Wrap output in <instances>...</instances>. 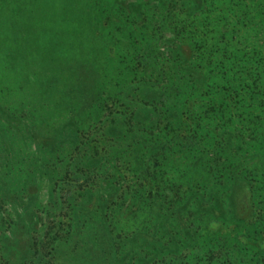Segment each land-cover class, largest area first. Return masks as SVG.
Masks as SVG:
<instances>
[{"label": "trees", "instance_id": "obj_1", "mask_svg": "<svg viewBox=\"0 0 264 264\" xmlns=\"http://www.w3.org/2000/svg\"><path fill=\"white\" fill-rule=\"evenodd\" d=\"M32 1L42 7L51 5L47 7L50 9L63 4L61 14L64 18L74 15L76 8H79L74 22L89 33L108 28L107 36L100 39L103 49L100 52L102 57L98 63L99 68L102 72L113 68V75L119 76V79L128 70L139 78L135 82L140 83L139 87H134L137 90V95H134L131 89L126 91L123 78L118 82V78L114 79L113 75L112 79L98 76L100 79H96V82L100 90L93 94L86 89L89 74L81 70L82 92L77 96L83 102L82 110L87 111V114L83 119L81 117L77 128L69 126L67 131H61V134L70 133L69 136L76 142L70 149L72 161L67 165L70 171L65 172L72 177L65 183L70 184L68 182L74 180L77 184L66 185L62 189L65 198L62 208L67 207L65 215L63 213L66 220L59 227L55 220H51V225L61 230L58 236L63 235L62 239L71 243L79 233L85 239V249L91 250L87 233L83 229L85 223L90 221L81 216L84 211L81 208H90L97 196L93 192L89 194L88 190H100L102 186L105 188L104 182L109 183L116 178V175L111 176L110 173L104 177L100 166H95L98 163L96 161L108 153V148L104 146L108 141L103 138L102 141L93 139V135L104 129L105 124L107 127L119 124L121 128L128 129L130 134L134 132L132 142L141 145L133 149L130 145L125 150L128 156L123 166L127 168L129 180L123 169H119L117 177L125 194L124 205L128 210L126 220H132L136 229L121 231L122 221L117 226L115 218L120 220L123 205L114 202L110 195L107 198L108 212L104 214L109 227L102 220L88 225L91 230L89 234L99 245V254L91 263L125 264L127 250L123 249H128L130 243L137 240L141 241L139 244L142 246L139 254L132 253V264L146 262L145 259L152 253V249L148 252L147 246L152 243V247L158 241L162 242L164 248L156 254V263L165 259L169 251L176 252V249H181L179 253L183 258L181 255L180 258L186 260L189 253L183 248L189 247L191 241L196 242L208 230L224 233L222 230L228 228L234 236H243L247 226L252 224L255 225L253 235L245 234L247 242L242 241L235 246L238 251H242V259L246 264H264V257L252 256L249 260L243 257L247 255L246 251L250 249L255 237L264 236V207L260 205L264 202V186L259 189L250 173L243 171L240 165H231L230 154H220L234 148L233 134L214 136L213 124L208 123L209 112L218 109L223 111L222 107L232 110L233 94L242 96L240 109L249 106L253 107L250 110H255L256 105L264 106V43L258 44L264 40V0H83L77 7H72L75 0ZM227 2L230 5L225 9ZM14 3V0H9L8 13L5 16L0 14V27L8 25L15 28L17 10ZM1 4L2 7L5 5L2 1ZM80 11L86 14V20L81 23ZM52 15L56 16L57 12ZM126 21H130L127 27L124 25ZM111 27H114L113 33L110 32ZM51 31L53 34L45 38V56H49L51 62L55 63L70 50L71 37L58 28ZM117 31L126 33L119 36ZM165 32L170 35L167 38L169 42L161 47L160 41L164 38L161 35ZM8 33L11 31L8 30ZM93 38L91 42L95 41ZM233 54V58H229ZM194 56L196 58L192 60ZM227 59L228 62L236 61L235 66L240 71L235 72V68L228 71ZM242 62L247 64V69ZM212 66L223 72L218 85L230 83L227 91L220 95H211L209 67ZM252 66H255L259 75L249 72ZM249 74L253 76L249 78ZM128 98L130 101L127 102ZM121 101L125 105L118 106L119 111H114L113 107ZM97 110L100 115H92ZM148 115L151 116L150 120ZM144 119L145 122H142ZM155 130H158L157 135L163 132L164 141L180 145V154L189 153L204 159L201 167L214 181L197 183L190 190L179 183L181 179H158L155 174H150L155 180L149 183V187L132 184V175L133 179L139 180L143 173L146 174L144 143L151 140ZM197 145L199 149L195 148ZM167 147L171 148L165 144L164 151ZM210 147H218L221 151ZM134 153L139 154L138 161L134 159ZM195 165L199 166V163ZM75 175L78 177L74 178ZM132 191L136 193L131 196ZM88 196L91 201H85ZM146 199L148 202H145ZM139 214L145 216V219L137 223L135 218ZM246 221L250 223L246 225ZM142 225L143 230L138 232L137 228ZM259 246L264 250V238ZM52 247V242L35 238L29 259H36L34 264H44L43 261L48 258L46 264H55ZM216 253L220 254L219 251ZM4 259L0 256V264H11ZM14 261L15 264L26 262L18 259Z\"/></svg>", "mask_w": 264, "mask_h": 264}, {"label": "rangeland", "instance_id": "obj_2", "mask_svg": "<svg viewBox=\"0 0 264 264\" xmlns=\"http://www.w3.org/2000/svg\"><path fill=\"white\" fill-rule=\"evenodd\" d=\"M1 1L5 4L3 7ZM81 1L83 0H75L72 7H77ZM14 2L17 10L14 18L15 28H10L8 25L0 27V256L11 264H15L14 260L17 259L26 261L25 264H34L36 259L32 261L29 259L32 253L31 244L35 238H39L52 242L55 264H93L92 259L99 254V245L89 234L91 230L88 225L102 220L109 227V221L104 214L108 212L107 198H110V195L114 202L123 205L120 220L115 218L117 226L122 221L121 231L135 228L132 220H126L128 210L124 205L125 194L122 184L117 182L119 169H123L128 177L127 168L123 166L128 156L125 151L127 147L130 145L132 149L141 147L138 142H132L131 137L135 136L134 132L130 134L127 132L128 129L121 128L119 124L114 127L113 125L107 127L105 124L104 129L94 132L93 139L102 141L103 138L108 141L104 143L108 153L103 154L104 158L97 160L98 163L95 166H100L104 177L110 173L111 176L116 175V178L111 179V183L104 182L105 188L102 186L100 190H88L89 194L93 192L97 196L90 208L85 206L81 208L84 210L81 216L90 221L85 223L86 226L83 229L87 233L88 247L91 250L85 249L87 245L83 235L78 233L73 242L68 243L62 239L63 235L58 236L61 230L51 224L55 220V224L59 227L60 223L66 220L64 215L67 207L62 208L65 202L62 189L66 185L77 184L74 180L68 182L70 184L65 183L72 177L65 172L70 171L67 167L72 161L70 149L76 142L69 136L70 133L61 134V131H67L69 126L77 128L81 117L83 119V116L87 114V111L82 110L83 102L77 96L79 92H82L80 75L82 72L89 74L86 89L96 94L100 90L96 82V79L100 78L97 77L108 76V79H112L114 74L113 68L102 72L98 64L102 57L100 52L103 49L100 39L107 36L108 28H101L90 33L84 27L79 28V24L74 22L79 8H76L74 15L64 18L61 14L63 4L50 9L47 7H52L51 5L42 7L32 0H14ZM8 5L9 0H0V14L5 16L8 13ZM229 5L230 2H227L224 8L227 9ZM93 6L90 5V7ZM53 12H57V15L53 16ZM80 13L81 23L86 20V14L83 11ZM123 21H125L124 18ZM127 23L130 21H126L124 25L126 26ZM52 24L57 26L53 27ZM55 28L71 37L69 38L71 39L69 44L70 42L71 44L70 50L53 63L49 56H45L47 52L45 38L51 36L53 34L51 29ZM8 30L11 33L6 34ZM113 31L114 27H111L110 32L113 33ZM116 33L122 36L126 32L117 31ZM161 36L164 38L161 39L160 46L165 47L164 44L169 42L167 38L170 35L165 32ZM92 38L95 39L94 42L90 41ZM259 39L260 37L255 45ZM263 43L264 40L261 43L258 42L260 45ZM233 56L234 54L229 58ZM195 58V56L192 57V60ZM120 62H122L121 59ZM235 62H228L227 59L228 71L234 68L235 72L240 71L235 66ZM242 63L243 66L247 65L245 62ZM128 69L130 70V67ZM245 69H247L246 66ZM209 70L211 95L226 92L230 83L217 84L221 81L223 72L216 66L209 67ZM249 72L259 75L255 71V66H252ZM247 73L244 74V78ZM252 76L249 74V78ZM118 77L114 76V79ZM135 80L139 81V78L125 70L116 81H122L126 91L131 89L134 95H137L134 87H139L140 83L138 84ZM122 90L123 88L119 91ZM232 97H234L232 110L222 107L223 111L218 109L209 112L208 123L213 124L214 136L218 137L223 133L233 134L234 148L224 150L220 154H230L231 165H240L243 171L251 174L254 184L261 189L264 186V106L256 105L255 110H250L253 107L249 106L240 109L241 94H233ZM128 100L130 101V98L127 102ZM124 105V101L118 102L113 110L117 112L118 106ZM92 115H100V112L97 110ZM101 116L104 114L101 113ZM150 117H148L149 120ZM142 122H145V119ZM157 134L158 130H155L151 140L144 143L146 174L143 173L139 180L133 179L132 175L130 180L132 184H143L149 187V183L155 180L150 174H155L158 179L165 177L174 181L181 179L179 183L190 190L194 189L197 183L214 181L213 177L201 167L204 159H200L199 156L193 157L185 152L180 154V145H172L169 140L164 141L163 132ZM164 143L171 148L167 147L164 151ZM195 148L199 149V145ZM210 148L221 151L218 147ZM133 157L137 161L140 159L138 153H134ZM197 162L199 166L195 165ZM75 177L78 176L75 175ZM132 192L131 196L136 193ZM85 201H91L89 196ZM145 202L148 200L146 199ZM260 205L264 207V202ZM135 219L137 223H140L145 216L139 214ZM249 223L246 221L245 224ZM142 230L143 225L137 228L138 232ZM254 230L255 225L250 224L245 229V234L253 235ZM222 231L224 233L208 230L207 234L199 236L196 242L191 241L189 247L183 248L189 253L186 260L181 259L183 258V255L179 253L181 249H176V252L169 251L165 259L156 263L154 258L164 247L161 241L155 242V245L150 247L151 243L147 248L149 253L152 249V253L142 264H152V262L156 264H246L242 259V251H238V247L235 246L240 245L242 241L247 242L245 234L234 236L228 228ZM262 238L264 236L255 237L250 249L246 251L247 255L243 256L244 259L249 260L252 256L264 257V254H261L264 250L259 246ZM162 241L165 242V240ZM139 242L141 241H132L128 249H123L127 250L125 264H132L134 260L132 253L139 254L142 246ZM220 247L221 250H218ZM82 260L84 261L78 262ZM47 261L48 258L43 263L46 264Z\"/></svg>", "mask_w": 264, "mask_h": 264}]
</instances>
